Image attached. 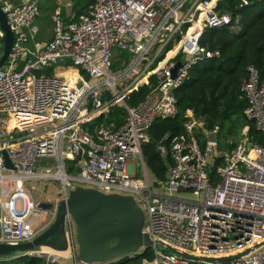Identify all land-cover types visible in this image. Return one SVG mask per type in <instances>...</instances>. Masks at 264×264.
<instances>
[{
    "label": "built area",
    "instance_id": "2783aa9c",
    "mask_svg": "<svg viewBox=\"0 0 264 264\" xmlns=\"http://www.w3.org/2000/svg\"><path fill=\"white\" fill-rule=\"evenodd\" d=\"M218 1L93 0L68 21L56 9L52 37L31 51L27 43L38 6L0 0L13 34L0 68V243L32 241L52 224L59 203L80 186L134 198L144 213L143 231L153 241V257H143L140 264H264V144L252 140L247 127L231 150L218 152V139L207 138L218 126L206 129L187 110L184 133H167L155 146L171 163L164 180L154 177V188L142 153L152 124L178 115L175 92L191 70L220 56L219 50L201 45L200 37L206 30L238 24L239 17L216 9ZM3 36L0 29V41ZM58 64L76 70L80 81L71 83L59 75L53 69ZM50 68L52 74L47 73ZM246 72L240 88L246 99L243 114L264 139V82L254 65ZM144 84L150 85L147 94L129 106V94ZM115 106L126 113L120 126L101 124L93 134L84 129ZM135 157L139 178L136 166L131 167ZM216 158L222 164L212 182L207 168ZM67 161L78 171L68 172ZM36 180H54L59 187L53 194L42 192L37 201L32 196L36 187L26 186ZM40 203L50 207L41 208ZM64 232L67 254L39 246L27 255L47 263L70 259L87 264L78 258L69 214ZM167 246L199 258L253 249L235 259L204 261ZM145 250L139 248L129 259Z\"/></svg>",
    "mask_w": 264,
    "mask_h": 264
},
{
    "label": "trees",
    "instance_id": "16d2710c",
    "mask_svg": "<svg viewBox=\"0 0 264 264\" xmlns=\"http://www.w3.org/2000/svg\"><path fill=\"white\" fill-rule=\"evenodd\" d=\"M246 2L244 4L242 0L218 1L216 9L239 17L238 24L209 29L203 33L199 40L200 44L212 51L219 50L220 56L196 65L191 70L190 78L176 90L178 115L175 118L156 120L149 128V140L143 144L142 153L146 166L155 179L164 180L167 165L171 163L170 157L163 160L159 156L155 146L167 133L170 137L184 133L187 110H191L206 129L212 130L218 126L219 147H222L223 141L228 138L240 136L243 127L248 128V135L252 140L264 144V139L254 122L247 120L243 114L246 99L240 89L242 80L247 75L246 68L251 64L255 66L260 80L264 82V0ZM66 69L72 70V78L79 76L74 69ZM47 73L52 74V68ZM149 82L154 84L155 80L151 78ZM149 84H144L130 93L126 100L127 104L129 106L138 104L149 91ZM125 118V111L115 106L108 115L97 117L84 125V129L93 134L96 126L101 124L109 126L113 123L117 127L124 123ZM234 145L226 143L228 150ZM221 164L222 159L216 158L209 171L212 182L217 181L216 169ZM67 167L68 172L78 171L73 161H67ZM14 255L16 254L12 256ZM143 257L148 259L153 257L149 248L134 259L123 257L110 263L94 264H140ZM17 261H21V264H56L47 263L43 258L29 256L0 260V264H18Z\"/></svg>",
    "mask_w": 264,
    "mask_h": 264
},
{
    "label": "water",
    "instance_id": "95a60500",
    "mask_svg": "<svg viewBox=\"0 0 264 264\" xmlns=\"http://www.w3.org/2000/svg\"><path fill=\"white\" fill-rule=\"evenodd\" d=\"M0 29L4 34L0 56L1 68L5 64L13 41L12 31L1 8ZM179 65L178 62L173 70V76ZM80 85L81 83L78 84ZM207 138L209 141L217 142L218 130L209 132ZM4 157L6 165L11 166L5 153ZM40 207L47 209L50 204L40 203ZM66 214L71 215L75 224L78 258L87 264L110 263L123 257L129 258L139 248L148 249L153 244L149 234L143 231L144 213L132 196L105 194L92 188L78 186L69 192L66 200L59 203L52 224L32 241L17 245L0 243V259L29 256L27 253L39 246H48L58 251L66 250L64 232ZM168 249L187 258L214 261L235 259L253 248L242 254L222 258H199L171 247ZM13 254L16 255L12 256Z\"/></svg>",
    "mask_w": 264,
    "mask_h": 264
},
{
    "label": "crops",
    "instance_id": "0c3cea01",
    "mask_svg": "<svg viewBox=\"0 0 264 264\" xmlns=\"http://www.w3.org/2000/svg\"><path fill=\"white\" fill-rule=\"evenodd\" d=\"M14 4L23 1L34 2L39 8V15L33 22L34 30L30 31L29 40L27 43L31 51L36 50L44 42L49 40L53 34V18L52 15L56 9L59 10L60 16L63 21H68L75 18L78 14L86 11L88 5L93 0H9ZM64 69L59 71V75H64V78L71 83L77 78H72V73ZM77 73V71L75 70ZM78 74V73H77ZM8 259V258H4Z\"/></svg>",
    "mask_w": 264,
    "mask_h": 264
},
{
    "label": "rangeland",
    "instance_id": "374dc122",
    "mask_svg": "<svg viewBox=\"0 0 264 264\" xmlns=\"http://www.w3.org/2000/svg\"><path fill=\"white\" fill-rule=\"evenodd\" d=\"M2 46H3V40L0 41V55L2 53ZM60 67H63V68H60ZM53 69L54 70L57 69L56 71H62V70L65 69V66H62V65L58 64V65H55ZM68 71L73 73L72 70H68ZM62 76L64 77V75H62ZM240 136H241V132H240ZM240 136H238V137H236L234 139H231V138L229 139L228 138L226 141H223L222 147H219L217 145L218 152L219 151L228 150V148L226 147V143L227 144H229V143L235 144L237 141H239ZM217 139H219V134H218V138ZM227 146H229V145H227ZM133 160H134V163L133 162L131 163V167L132 166H136V177L139 178V177L142 176V173L140 171V162L138 160V157L133 158ZM213 160H212V162H213ZM210 169H211L210 167L207 168L208 171H210ZM146 172H147L148 179H149V185L152 188H154V180H155L154 176L151 173V171L149 170V168H147ZM32 185L36 187V189L34 191H32V196L37 201L40 200L42 192H45L47 190L50 194H53L59 187V183L57 181H54V180H42V181L36 180V181H28V182H26V186L27 187H31ZM186 196H191V195L187 194ZM61 261L64 264H72V261L70 259H61ZM17 263L21 264V261H17Z\"/></svg>",
    "mask_w": 264,
    "mask_h": 264
},
{
    "label": "bare ground",
    "instance_id": "6f19581e",
    "mask_svg": "<svg viewBox=\"0 0 264 264\" xmlns=\"http://www.w3.org/2000/svg\"><path fill=\"white\" fill-rule=\"evenodd\" d=\"M80 80H79V76L74 80V82L73 83H75V84H77L78 82H79ZM13 123L12 122H10V125H12ZM54 252H56V253H58V252H60V253H62V254H67V252H68V249H66V250H64V251H58V250H54Z\"/></svg>",
    "mask_w": 264,
    "mask_h": 264
}]
</instances>
